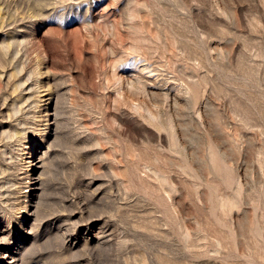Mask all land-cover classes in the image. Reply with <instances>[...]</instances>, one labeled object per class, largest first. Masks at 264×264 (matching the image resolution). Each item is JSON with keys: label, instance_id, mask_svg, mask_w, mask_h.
<instances>
[{"label": "rangeland", "instance_id": "rangeland-1", "mask_svg": "<svg viewBox=\"0 0 264 264\" xmlns=\"http://www.w3.org/2000/svg\"><path fill=\"white\" fill-rule=\"evenodd\" d=\"M0 264H264V0H0Z\"/></svg>", "mask_w": 264, "mask_h": 264}]
</instances>
